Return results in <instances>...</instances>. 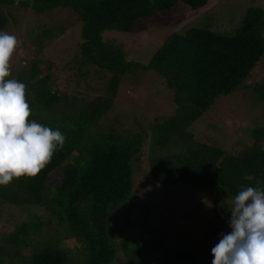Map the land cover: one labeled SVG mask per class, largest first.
I'll list each match as a JSON object with an SVG mask.
<instances>
[{"label":"trees","instance_id":"1","mask_svg":"<svg viewBox=\"0 0 264 264\" xmlns=\"http://www.w3.org/2000/svg\"><path fill=\"white\" fill-rule=\"evenodd\" d=\"M181 2L201 9L208 0H0V30L6 21L3 13L11 18L15 4L38 13L56 9L70 11L77 16L79 26L80 49L73 57L76 68L79 71L86 66L94 67L96 75L112 74L106 96L93 110L95 122L82 116L92 102L86 97L79 106L75 96L55 87L57 83L52 73L43 75L38 60L30 63L32 80L25 89L30 115L33 114L28 122L36 121L52 130L58 129L65 136L63 147L55 151L46 166L67 161L73 151H78L77 160L57 173L59 185L54 187V195L47 204L57 218L56 225L62 226L60 235L80 241L84 253L81 264H113L120 249L129 264H202L188 253L165 254L148 242L136 243L122 238L118 245L113 243L112 221L131 200L134 162L141 157L147 138L151 139V148L155 150L151 166L158 186L200 188L216 193L219 203L238 194L242 186H256V176L264 187V152L254 161L250 154L229 155L220 147L197 140L189 130L219 98L236 92L264 56V39L260 32L264 13L256 8L248 11L231 34L193 27L184 34L167 37L142 67L144 73H156L162 85L172 93L174 109L170 116L156 117L151 129L143 128L133 118L140 130L137 127L126 135L108 132L89 138L97 122L113 106L122 79L139 66L128 62L121 48L103 41V33L114 30L130 33L139 19L152 16L156 11H172ZM41 62L52 66L49 60ZM254 86V92L264 103V79ZM59 108L64 110L59 112ZM66 112L68 116L64 117ZM249 162L255 163V172ZM245 175H252L254 179L246 181ZM29 178L31 181L24 192L31 196L45 179L41 171ZM27 180V176L13 178L9 184L0 185V193L10 197L11 193L20 191ZM225 216L228 221L230 213L226 211ZM32 230L33 221L28 220L10 234L9 245L0 246V264H15L7 260V257L19 256L11 252L10 245L26 241ZM216 234L217 230L212 239ZM69 252L72 251L61 247L57 241L47 239L22 264H69L66 259Z\"/></svg>","mask_w":264,"mask_h":264},{"label":"rangeland","instance_id":"2","mask_svg":"<svg viewBox=\"0 0 264 264\" xmlns=\"http://www.w3.org/2000/svg\"><path fill=\"white\" fill-rule=\"evenodd\" d=\"M174 8L172 11H156L152 16L139 19L130 33L115 30L103 33V41L121 48L126 53L125 59L139 66L122 79L113 106L97 122L96 130L90 132V139L108 132L126 135L137 127L140 130V126L151 129L156 117L170 116L174 109L172 93L162 85L156 73H144L142 67L167 37L184 34L193 27L231 34L250 9L256 8L264 13V0H208L201 9L181 2ZM11 12V18L3 13L6 21L0 32L14 35L18 43L10 58L11 75L5 79H15L28 87L32 80L29 78L30 63L38 60L43 75L52 73L57 83L55 87L75 96L79 106L83 105L82 99L86 97L92 102L91 109L83 111L82 116L95 122L93 110L96 103L106 96L112 74L96 75L94 67L86 66L79 71L76 68L73 57L80 49L77 16L65 9L38 13L18 4ZM260 32L264 39V16ZM42 60L51 61L52 66L44 65ZM262 79L264 56L241 87L232 95L219 98L214 107L194 122L190 133L197 140L220 147L229 155L250 154L254 161L264 152V103L254 92V85ZM57 110L61 112L64 109ZM32 115L29 118H33ZM63 116H68V113ZM133 118L140 126H135ZM150 141V138L145 140L141 157L134 162L131 200L113 218V243L118 245L122 238L136 243L148 242L157 245L162 253L185 252L198 263L211 264L214 257L209 246L213 248L219 243L222 233L231 231L227 221L221 223L224 212L218 195L188 186H158L152 175L151 159L155 150L151 148ZM77 153V150L73 151L67 161L42 169L45 181L33 190L31 196L24 192L31 181L29 177L22 189L11 193L10 197L0 193V246L9 245L10 234L24 221H33V230L27 235V240L10 245L11 252H16L20 258L11 256L12 259L7 257L8 261L22 264L47 239L57 241L61 247L72 251L66 254L69 264H81L84 260L80 241L60 235L62 226L56 225L57 218L47 204L59 185L57 173H62L70 163H74ZM249 166L255 172V163L249 162ZM254 181H259V177L256 176ZM7 198H11L10 201ZM227 199L230 202L231 196ZM215 230L217 234L212 239ZM123 252L121 249L117 252L113 264H129Z\"/></svg>","mask_w":264,"mask_h":264},{"label":"clouds","instance_id":"3","mask_svg":"<svg viewBox=\"0 0 264 264\" xmlns=\"http://www.w3.org/2000/svg\"><path fill=\"white\" fill-rule=\"evenodd\" d=\"M14 35L0 32V185L13 178L35 177L50 163L65 136L36 121L26 101V86L11 75L10 58L17 46ZM252 181V175H245ZM230 213L231 231L221 234L211 249L212 264H264V187L242 186L238 194L220 202Z\"/></svg>","mask_w":264,"mask_h":264},{"label":"water","instance_id":"4","mask_svg":"<svg viewBox=\"0 0 264 264\" xmlns=\"http://www.w3.org/2000/svg\"><path fill=\"white\" fill-rule=\"evenodd\" d=\"M223 212H224V214H223V216H224V221H226V216H225V214H226V210H225V207H223Z\"/></svg>","mask_w":264,"mask_h":264}]
</instances>
